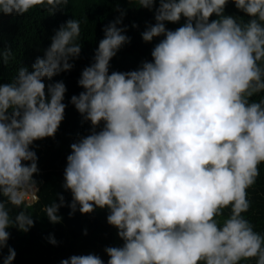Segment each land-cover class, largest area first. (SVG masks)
Listing matches in <instances>:
<instances>
[{
    "label": "clouds",
    "instance_id": "1",
    "mask_svg": "<svg viewBox=\"0 0 264 264\" xmlns=\"http://www.w3.org/2000/svg\"><path fill=\"white\" fill-rule=\"evenodd\" d=\"M154 13L141 33L161 38L151 61L127 72L110 61L131 42L126 11L102 29L92 63L80 74L71 105L91 125L70 145L61 193L43 209L48 221L70 208L82 215L107 210L122 246L104 249L107 264H264V236L245 218L247 189L264 164V0H128ZM229 3L247 17L226 15ZM69 0H0V14L49 15ZM158 5V6H157ZM215 17V19H212ZM184 23L170 30L166 24ZM133 28L137 25L133 24ZM81 24L55 30L43 57L0 82V261L13 264L9 228L28 232L21 208L39 174L34 142L54 138L65 119L67 87L54 77L79 60ZM13 58L0 50V64ZM2 80V77H0ZM48 81V83H45ZM99 129V130H97ZM58 201V202H57ZM231 214L222 222L223 210ZM84 235H87L85 230ZM48 241L56 245L54 236ZM7 248L8 255H3ZM60 264H104L95 254Z\"/></svg>",
    "mask_w": 264,
    "mask_h": 264
},
{
    "label": "trees",
    "instance_id": "2",
    "mask_svg": "<svg viewBox=\"0 0 264 264\" xmlns=\"http://www.w3.org/2000/svg\"><path fill=\"white\" fill-rule=\"evenodd\" d=\"M117 9L126 11L123 26L128 28L126 35L131 38V42L124 45L110 61L109 72H127L138 68L141 61H151V51L161 39L156 38L151 43L142 40L141 33L146 25L155 23L154 13L140 9L136 3H128V0H69L62 11L53 15H49L41 7H36L23 16L0 14V50H10L13 55L8 63L0 64V82H9L22 65L31 69L36 58L43 57L44 50L50 46L51 37L60 25L69 19H76L81 24L79 42L82 52L79 60L74 62L72 71L62 73L52 81L63 80L67 87L65 119L54 138L34 142L32 149L37 154L39 168V174L34 179L38 182V189L34 191L33 200L26 201L21 208L12 209L13 216L24 210L34 219V227L26 233L14 227L7 229L10 232L8 246L16 252L13 264H60L63 259L73 255L88 254L100 256L104 264H107L108 257L104 249L123 244L117 236V230L107 223L106 209H97L87 215H82L77 210L74 215L69 216L70 208L63 207L58 213L62 222L55 225L48 221L43 210L45 206L55 202L57 193L63 194L66 202H71V193L61 187L66 158L70 154L71 143L88 135L91 125L83 121L82 116L71 105L70 98L83 91L77 83L81 71L92 63L99 41L104 37L102 29L119 16ZM225 14L247 20L232 3L227 5ZM183 23L182 18L179 24L169 23L166 27L175 30ZM133 24L137 27L133 28ZM261 97H264V93L251 99L259 101ZM259 172L256 182L247 189L250 208L244 216L253 224L254 231L264 236V164L259 166ZM230 214V207L226 208L218 219L222 222ZM85 230L87 235H84ZM50 235L57 241L55 246L48 241ZM3 255H8L7 248L3 250ZM241 264H255V260L242 261Z\"/></svg>",
    "mask_w": 264,
    "mask_h": 264
},
{
    "label": "built area",
    "instance_id": "3",
    "mask_svg": "<svg viewBox=\"0 0 264 264\" xmlns=\"http://www.w3.org/2000/svg\"><path fill=\"white\" fill-rule=\"evenodd\" d=\"M35 190H32L31 193L25 198V202H29L28 200H33L35 198V193H34ZM26 202V203H27Z\"/></svg>",
    "mask_w": 264,
    "mask_h": 264
}]
</instances>
